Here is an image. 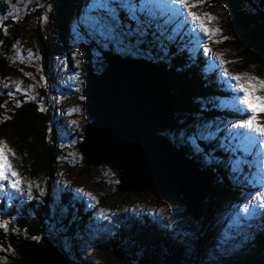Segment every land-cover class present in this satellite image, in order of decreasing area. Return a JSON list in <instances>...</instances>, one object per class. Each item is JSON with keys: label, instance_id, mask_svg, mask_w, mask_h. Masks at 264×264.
Returning <instances> with one entry per match:
<instances>
[{"label": "rangeland", "instance_id": "obj_1", "mask_svg": "<svg viewBox=\"0 0 264 264\" xmlns=\"http://www.w3.org/2000/svg\"><path fill=\"white\" fill-rule=\"evenodd\" d=\"M34 1L35 0H23V9H17V11H27L26 8H29ZM90 2L91 0H70L69 4L66 5L65 20H63V16L60 17V23L62 24L60 29H63V33L60 32L62 33L60 37L55 35L58 30L56 23L53 21L51 22L55 25H53L52 28L48 27L46 24V38L44 44L50 55L47 58V72L45 75L42 73L44 64L41 63L44 57L38 50L40 41H38L37 34L33 32L34 24L30 23L32 20L25 18L21 23L23 38H20V41H18L20 51L13 50V52H10L9 68L0 75V79L4 82L3 85L7 87L11 85L15 86L14 82L18 81L20 86L23 85L29 91L36 92V94L39 87L44 88L46 86L45 88H47L48 99H50V104L53 108L51 111L54 118L52 127H55L50 130L48 137L56 141L58 148H60L64 155L57 169V174L51 182L52 186L50 185L49 187V189H52L51 192L48 193V196L52 197L49 209L53 216L51 219L55 221L56 227L60 225V230L62 231L66 230V226H68L71 231L65 240L67 245L76 247L77 251L93 264H110L112 261L109 260L108 256L103 252V249L99 247H103V245L111 239L115 241L120 240L122 243L125 241V243H127L132 233L134 237V232L135 235L137 234L135 230H141L143 223L145 224L147 222L146 218H148L150 223L155 222L156 226L161 229V232L163 230L164 234L161 233L163 238L168 236L166 238L172 244L174 242L173 245L177 247V249L181 248L182 250L180 249V251L183 256L186 257V259H182L181 262L170 261L169 263L171 264H244L246 263L245 259L247 257H252L253 259L254 257L255 259L258 258L256 257L257 250L252 251L249 247V243L252 242L253 244L255 237L258 235H262L264 238V216H249L247 213H238V208L242 207L243 204L247 203L248 200L256 194V190L260 185L254 183L252 188L246 192L239 187L241 182L237 179H241V171L234 173L231 165L235 164L236 160L244 158L243 153L240 152L239 155L233 156L234 159L229 158L230 155L228 157L224 155V158L216 162L213 160L212 155L209 156V154L207 155L206 153L210 150L213 152L215 149L214 147H216L218 151L222 150L223 152L228 151V149H233L236 147L234 143L237 145L240 142V138L233 137L227 130H224L220 132L224 137H227L223 142L215 144V142L211 140L210 144V141L197 140L196 144L193 145L190 137L196 129L202 128L207 124L218 125L220 128L224 129L225 126L231 128L232 123H238L241 119H247V115L244 114L241 116L242 112L236 113L234 117L227 114L222 117L217 115V113L222 112L212 111L220 107L225 108L226 105L229 106V109L232 108L233 97L243 95L235 91V81H231L228 77L224 76L225 69L229 74H248L264 79V62L262 64L255 63L252 67L248 69L243 68L239 72L234 71L231 65L242 57L239 50L236 49L235 46H227L221 43L222 40L217 39L226 33L224 27L226 22L225 13L218 10L219 16L218 14L214 16L208 7L202 9V6H200L191 10L198 15L208 13L216 18L207 26L219 29L218 35L214 38V40L220 41L219 43L209 42L208 38L196 29L191 20L187 19L186 14H183L180 19L174 20L170 30L167 28V32L165 33L166 38H161L159 31L157 34L158 37L155 36V32L152 34L153 40L148 39L149 31L144 38V45H146L147 42L154 41L161 49V53L168 52L170 55H174L172 58L166 59L165 64L166 66L174 67L178 74L182 71L180 67L184 69L186 64L184 62L180 65V63H178L180 57L175 54L182 52L183 58L185 54H188L191 60L197 56L203 57L202 65L197 66L190 63L191 69H189V71H192V75L197 79L200 76L204 77V82L206 84L204 92L199 93L197 90L193 91L192 97L194 103L198 105L196 106L197 115H204L205 109L208 107V111H206L207 114L205 115L207 117L194 123L189 121L188 118L191 117L187 109L191 108L187 104V100L182 101L179 113L175 114L174 117L177 115L182 121L186 119V121H184L186 124L184 125L182 123V126L175 130H163L164 135H170L171 133L177 136L179 135L180 141H183L185 144L187 143V146L191 147V149L193 148L194 158L201 163L191 159L193 160L192 164L194 167L206 170L204 168L205 166H209L210 163H216L213 167V171L215 172L210 171V173H208V171H206L209 179H212L215 184H218V188H223V190L219 188L220 196H224L222 198L223 201H221L219 205V200L215 201L213 199L211 190L210 195L205 199L204 211L201 218L194 221V219L184 213L185 207L182 208V204L170 195L157 194V196H155L156 194L150 192H142L143 195L137 197L133 194H120L116 192V185L119 182L118 176L108 165L101 164L93 166L92 168L90 167L89 174H82L81 159L83 156L80 153V149H77L75 145L79 137L73 138V136L79 131L81 135L85 125L90 120L85 110L84 87L80 79L81 76L75 71L79 70L81 62L87 59L84 52L85 47L90 48V43L85 36L86 31L89 38H94L93 40H95L94 43L96 47L100 46L106 53L114 51L115 53L121 54L119 56H123L124 58L128 55L131 57H143L156 64L163 65L159 59L152 55L153 51L148 49L149 51L147 52L146 49L142 47L141 43L136 41L129 43L126 39L123 44H120L118 43V36L116 39H112L107 35L92 31L90 25L87 23V17L85 16ZM76 3L80 4L79 8L75 7ZM53 9H55V6ZM117 14L119 15L120 31L126 32L136 28V22L130 19L125 9H117ZM155 24L157 25L158 23H153L152 27ZM161 24H163L162 20ZM67 28L68 30H66ZM65 33H67V36L64 35ZM205 46H207V52H205ZM152 47L155 50L158 49L157 47ZM163 47L166 49L162 50ZM99 50L100 49H91L92 56L90 60L93 59L91 62H94V72H101L107 64L103 59V52ZM29 52L33 54L31 57L29 56ZM17 53L19 54V58ZM215 55H220L225 61L224 68H221L219 62L214 59ZM211 63H214V65ZM203 71L206 73H203ZM214 71H217L218 74H222L223 78L216 76L217 74ZM41 77H43V79H41ZM215 82H217V84L227 83L228 91L224 90L222 97L216 92L217 87ZM0 84H2V82H0ZM170 93L172 94L171 96L174 95L172 91ZM180 95L187 97L185 91H182V93L180 92ZM258 95H264V93H258ZM173 97L175 100V96ZM223 97L228 98V100H225ZM219 98H221V100H219ZM204 104H207V106ZM211 114L216 116L212 118L209 116ZM60 118L62 119L61 124ZM257 120L259 123L264 124V115L258 113ZM63 124L69 129V133L66 136H64V131L62 129ZM214 130L215 127H213L212 131ZM176 135L174 136L177 137ZM82 138L80 139L82 140ZM5 142L9 148L8 142ZM230 143H232L234 147L231 146V148H229L228 145ZM197 147L199 151L196 150ZM11 151L13 152V150ZM251 156H253V159L247 157V159L252 162V166L250 167L251 170L255 172L257 170H264V150L257 148ZM14 157L15 155L9 156L8 159L23 181L21 185L23 191L16 192L13 189L7 188L5 184L4 191L0 192V218L12 210L18 214L30 209V205L37 206L44 200L43 195L47 189L42 179L25 175L22 168L14 163ZM243 167H247L248 169L249 166L247 164L240 166L242 170ZM222 175L224 177L229 176L228 183L225 185L220 184L224 181L223 178H221ZM253 178L254 177H245V180L250 183L249 181ZM2 183L4 182H0V184ZM29 185H31L30 189ZM249 185H251V183ZM77 189H81L82 191L78 192L76 191ZM232 189L236 193L231 191ZM29 191L32 199L28 198ZM64 193L69 195L72 199L79 198L77 200H81L79 203L80 205L76 206L78 203L74 204L73 208L75 212L66 211L65 214H68L67 216H65V209L63 205H61L63 201L62 194ZM86 193L91 194V197H95V199L90 198L89 195H85ZM209 205H211V208H209ZM87 209L89 213L84 217V222L92 220L95 226L92 232L87 229V226L82 227L83 234L87 233V236L81 237L82 232L80 231V225L79 222H77L75 213H80L82 210L86 212ZM102 211L104 213L103 216H101ZM207 211L213 212V214L207 217ZM31 213L32 211H30V214ZM74 226H77L76 230ZM154 234L153 237L158 233L154 232ZM6 249H8L7 246L0 245V251H3L0 253L5 254L2 260H6L7 264H10L14 261V258L8 257H15L16 255L7 252ZM162 255L166 257L165 254ZM125 257L130 262L132 260L147 257V262H144V264H154L153 259L149 258L150 256L147 253H138V258L136 257L135 259L128 255ZM258 259L261 263L257 264L264 263V257L259 256ZM156 261L158 264H164L162 262L163 257L159 254H157Z\"/></svg>", "mask_w": 264, "mask_h": 264}, {"label": "trees", "instance_id": "obj_2", "mask_svg": "<svg viewBox=\"0 0 264 264\" xmlns=\"http://www.w3.org/2000/svg\"><path fill=\"white\" fill-rule=\"evenodd\" d=\"M69 2L70 0H35L29 8H26L27 11L21 12L17 11V9H23V0H0V75L9 68L10 52H13V50L20 51L18 41H20V38H23L21 23L25 18L31 19L32 22H28L34 24L33 32L37 34L38 41H40L38 47L39 53L43 55L44 59H46L44 60L42 58L41 60V63L44 64L42 73L44 75L46 74L47 58L50 54L44 44L46 38L45 26L47 24L48 27L52 28L54 24L51 22L53 21L56 23L58 30L55 35L60 37V34L63 33V29H60V26L62 25L60 23V17L63 16V20H65L66 5L69 4ZM54 6L55 9H53ZM79 6V3L75 4L76 8H79ZM207 7L214 16H216V14L219 16L218 10L225 13L226 22L224 27L226 33L217 39L222 40L221 43L226 44L227 46H235L242 56L240 60H237L236 63L231 65V68H233L234 71L239 72L243 68L248 69L252 67L255 63L262 64L264 62V0H204L202 9ZM63 26L65 28L64 24ZM66 30H68V28ZM85 34L90 43V48L85 47L84 52L87 59L81 62L79 70H75L81 76L80 79L82 80L83 87H85L90 71H94V62H91L93 59L90 60L92 56L91 49H100L99 51L103 53L106 52L101 49L100 46L96 47L94 43L95 40H93L94 38H89L87 31ZM64 35L67 36V33ZM149 39H151V37H149ZM141 45L147 52L149 51L148 49H151L153 51V53L150 51L152 55L159 59V61L165 66V60L174 56L170 55L168 52L161 53V49L154 41L152 44L151 42H147L146 45L143 43H141ZM152 46L157 47L159 50H155ZM165 49L166 48L163 47L162 50ZM178 56L180 57V61H177L180 65L184 62L186 65L189 63V60H187L189 57L188 55H184V58L181 54H178ZM166 67L168 69V82L170 84V89L175 96V114L179 113L182 101L187 100V104L192 109H187L191 117L188 119L193 123L197 122L196 118H199L200 116L197 115L198 112L196 106L198 105L194 103L192 92L196 90L199 93L204 92L206 88L204 77L200 76L197 79L192 75V71L190 72L185 68L178 74L174 67ZM214 72L217 74H215L216 76H219L217 71ZM0 82H2V84H0V105H4V107H0V139L8 142L9 148L13 150L15 154L14 163L22 168L24 174L29 177H38L42 179L47 186V189L44 192L45 194L43 195L44 200L37 206L30 205V209L18 214L12 210L0 218V223H3L4 221L8 222L7 231L0 228V245H5L8 248H11L15 253V257H8L14 258V261L10 264H93L78 252L76 247L67 245L65 240L67 239V235L71 233L68 226H66V230L61 231L60 225L59 227H56L55 221L51 219L53 216L49 208L52 202V197L48 196V193H50L52 189H49V187L57 174V169L59 168L60 161L64 158V155L60 148H58L56 141L48 137L50 130L55 127H52L54 118L51 111L53 108L50 104V99H48L47 88H45L46 86L44 88L39 87L41 89L38 88L36 94V92L29 91L23 85L20 86V91H17L15 86H4L2 79H0ZM215 85L217 87L216 92L222 97V93L226 90V84H217L215 82ZM179 90L181 93L182 91H185L187 97L180 95ZM9 93H11V95H9ZM224 99L226 100L227 98ZM17 101L20 103L19 107H16ZM227 106L228 105H226V109L222 108L219 110V112L222 113H219L218 115L224 117V115L227 114L234 117L236 112L233 108L229 109V106ZM262 114L264 115V113ZM243 115L244 113L242 112L241 116ZM203 117L206 116L204 115L201 118ZM184 121H186V119H184ZM184 121L176 115L172 123L165 129L168 131L175 130L182 126V123L185 125L186 123ZM61 123L62 119L60 118V124ZM62 129L64 131V136H66L69 133V129L66 128L65 124H63ZM163 130L164 129L160 132L164 135ZM174 135L176 134L171 133L170 135L166 134L164 136H168L169 139H174L175 143L181 145L191 159L196 160L193 156V148L191 149V147L187 146V143L185 144L183 141H180V138L178 137L179 135H176L178 138ZM82 136L83 132L80 135V131L74 134L73 138L79 137V140L77 139L75 145L81 140L80 138H82ZM225 139H227V137H225ZM230 152L231 155L229 158L232 159L235 149H230ZM220 157H222V154ZM214 165H216V163H210L209 166H205L204 168L208 173H210V171L215 172L213 171ZM81 166L83 171L82 174L86 175L90 173V169L93 167L87 166L84 163L83 158L81 159ZM250 173H252V170L248 167V170L241 173V179H237L241 182L239 187L245 190V192L249 191L251 188L245 180V177H252ZM226 177L227 176H221L224 181L220 184L225 185L228 183L229 176ZM210 184L212 187V197L215 201L219 200V204L223 201L222 198L224 197L220 196L219 190H223V188L219 187V189L217 187L218 184H215L212 179L210 180ZM231 191L234 192L233 189ZM124 193L133 194L137 197L143 195L142 192ZM62 198L63 201L61 205H63L65 209L64 214L66 211L75 212L73 208L74 204L78 203L76 204L77 206L80 205L79 203L81 202V200H77L79 198L72 199L65 193L62 194ZM181 206L182 208L184 207L183 205ZM209 208H211V205H209ZM28 210L32 211V213L30 214V211ZM81 212L75 213L77 222H79L80 225V231L82 232V227L87 226V229L92 232L95 223L92 222V220L84 222V217L89 213L88 209L86 212L83 210ZM212 214L213 212H206L207 217ZM67 215L68 214H65V216ZM146 219L147 222L145 224L143 223L141 230L138 231L136 229L135 231L137 234L135 235L134 232L133 237L132 233L127 243H125V241L122 243L120 240L115 241L111 239L107 241L103 247H99L100 249H103V252L108 256L109 260L112 261L110 264H132V262L128 261L125 256L128 255L135 259L138 253H147L150 256L149 258L153 259L154 264H158L156 261L157 254L163 257L162 262L164 264H171L169 263L170 261L181 262L182 259H186L180 251L181 248L177 249V247L173 245L174 242L172 244L166 238L168 236H165L166 239L163 238L161 234H164L163 230L161 232V229L156 226L155 222L150 223L149 219ZM76 228L77 226H74L75 230ZM154 232L158 234L153 237V235H155ZM84 236H87V233L83 234L82 232L81 237ZM33 237H36L37 239H33ZM249 244L252 251L257 250L256 257H264V238L262 235L256 236L254 243L252 244V242H250ZM0 252L3 251L1 250ZM162 254H165L166 257ZM4 256V253H0V259H3L2 257ZM258 258L255 259L254 257L253 259L252 257H247L245 259L246 263L244 264L261 263Z\"/></svg>", "mask_w": 264, "mask_h": 264}, {"label": "water", "instance_id": "obj_3", "mask_svg": "<svg viewBox=\"0 0 264 264\" xmlns=\"http://www.w3.org/2000/svg\"><path fill=\"white\" fill-rule=\"evenodd\" d=\"M119 55L107 53L105 68L88 75L83 91L90 120L76 147L87 166L105 164L116 172L117 192L170 195L197 221L210 179L206 170L193 166L184 149L160 133L175 115L168 71L143 57ZM116 69L126 72L114 76ZM147 259L131 262L144 264Z\"/></svg>", "mask_w": 264, "mask_h": 264}, {"label": "snow or ice", "instance_id": "obj_4", "mask_svg": "<svg viewBox=\"0 0 264 264\" xmlns=\"http://www.w3.org/2000/svg\"><path fill=\"white\" fill-rule=\"evenodd\" d=\"M203 4L204 0H91L85 16L92 31L107 35L112 39H116L118 36V43L123 44L126 39L129 43L133 41L143 43L153 23L160 20L163 21V24L158 23L157 30L160 32L161 38H166L167 26L186 14L187 19L191 20L196 29L203 33L209 42L219 43L220 41L214 40L219 33V29L207 26L216 18L208 13L198 15L191 10ZM117 9H125L130 19L136 22L134 30L120 31ZM207 51V46H205V52ZM32 55L29 52V56ZM17 56L19 58L18 53ZM214 59L219 62L221 68H224L225 61L220 55H215ZM224 76L231 81H235V91L243 94L233 97L232 108L236 113L243 112L247 115V119H241L238 123H232L231 128L225 126L224 129L218 125H204L192 133L190 140L193 145L196 144L197 140L211 141L217 139V133L224 130H227L233 137H239L240 142L236 145L235 151L243 153L244 158L236 160L233 165L232 170L236 173L242 171L241 165L252 166V162L247 157H250L257 148L264 150V124L259 123L257 120L258 113H264V95H258V93H264V79L248 74H229L226 69ZM14 84L16 90L20 91L19 82H14ZM19 106L20 103L17 101L16 107ZM0 107H4V105H0ZM213 127H215V131H212ZM196 150L199 151V148L197 147ZM14 155L7 147L6 142L0 139V182H4L0 184V192L4 191L5 184L7 188L16 192L23 191L21 188L23 181L8 159L9 156ZM250 175L254 178L249 182L259 184L260 187L247 203L238 208V213H247L249 216H264V170H257L254 174L250 173ZM30 188L31 185H29ZM76 191L80 192L82 190L77 189ZM85 195L95 199V197H91V194L86 193ZM28 198L32 199L30 191ZM103 215L102 211L101 216ZM0 228L7 231L8 222L0 223ZM33 239L37 238L33 237ZM6 251L15 255L11 248L6 249ZM0 264H7V261L0 259Z\"/></svg>", "mask_w": 264, "mask_h": 264}, {"label": "bare ground", "instance_id": "obj_5", "mask_svg": "<svg viewBox=\"0 0 264 264\" xmlns=\"http://www.w3.org/2000/svg\"><path fill=\"white\" fill-rule=\"evenodd\" d=\"M118 70H119V69H118ZM118 70L116 69V71H112L114 74L116 73L114 76H116L117 74H118V75H121V74H124L123 72H126V71H124V70H120V71H118ZM167 81H168V80H167ZM207 189H208L207 194L210 195L211 190H212V187L208 185V188H207ZM206 198H207V197H206Z\"/></svg>", "mask_w": 264, "mask_h": 264}]
</instances>
